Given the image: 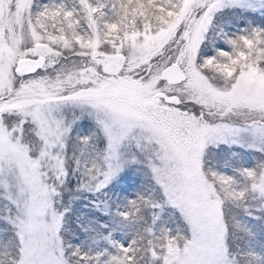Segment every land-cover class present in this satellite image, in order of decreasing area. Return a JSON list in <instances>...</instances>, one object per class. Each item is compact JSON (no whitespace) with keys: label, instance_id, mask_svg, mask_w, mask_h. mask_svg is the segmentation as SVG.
Here are the masks:
<instances>
[{"label":"snow or ice","instance_id":"6c2138e0","mask_svg":"<svg viewBox=\"0 0 264 264\" xmlns=\"http://www.w3.org/2000/svg\"><path fill=\"white\" fill-rule=\"evenodd\" d=\"M0 264H264V0H0Z\"/></svg>","mask_w":264,"mask_h":264}]
</instances>
